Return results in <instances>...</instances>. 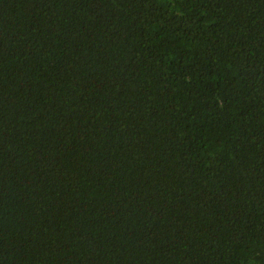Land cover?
<instances>
[{
	"label": "trees",
	"instance_id": "1",
	"mask_svg": "<svg viewBox=\"0 0 264 264\" xmlns=\"http://www.w3.org/2000/svg\"><path fill=\"white\" fill-rule=\"evenodd\" d=\"M0 264H264V0H0Z\"/></svg>",
	"mask_w": 264,
	"mask_h": 264
}]
</instances>
